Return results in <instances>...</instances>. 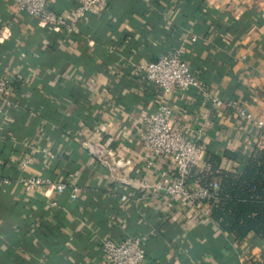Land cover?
<instances>
[{"label":"crops","instance_id":"1","mask_svg":"<svg viewBox=\"0 0 264 264\" xmlns=\"http://www.w3.org/2000/svg\"><path fill=\"white\" fill-rule=\"evenodd\" d=\"M46 3L68 14L76 0ZM177 48L200 83L264 122V0H107L77 33L42 26L0 0V78L9 79L0 102V264H106L103 238L136 235L146 238L144 264H264V238L236 242L182 200L137 187L172 175L170 160H150L138 139L141 117L158 105L170 108L173 127H189L188 137L201 129L199 168L208 152L247 156L264 130L230 110L211 112L200 128L206 109L195 89L162 96L136 71ZM87 142L125 162L118 181ZM30 175L66 190L27 189L18 180Z\"/></svg>","mask_w":264,"mask_h":264},{"label":"built area","instance_id":"2","mask_svg":"<svg viewBox=\"0 0 264 264\" xmlns=\"http://www.w3.org/2000/svg\"><path fill=\"white\" fill-rule=\"evenodd\" d=\"M16 12L24 13L52 30H64L67 33L78 32V21L85 14H98L105 9L107 0H76V5L68 14L56 13L48 8L46 0H9ZM136 71L143 78L156 86L162 96L170 92L195 89L198 94L199 104L206 111L202 114L201 127L209 124L211 112L216 110H230L234 115L247 122L254 130L264 128V122L255 117L238 99H223L214 94L211 88L200 83L192 73L188 64L182 59V50L175 49L171 53L158 55L154 62L137 64ZM9 85V79L0 78V102L3 100L5 88ZM4 105H9L4 101ZM171 110L166 105H158L154 111L143 115L138 126V139L141 148L150 160L157 156H164L172 163V175L164 182L155 183L152 186L144 182H138L137 187L152 188L153 190L174 199H180L185 204L199 210L202 215L209 217V200L213 197L217 184L208 181L203 185L193 184L189 186L186 177L190 170L200 169L202 144L200 143L201 129L196 130L192 138L188 137L189 127L183 123L175 122L173 127L170 119ZM87 153L108 171L109 180L118 181L114 171L125 164L115 151L106 149L102 144L86 143ZM48 154L46 150L41 151ZM30 158L25 160V164ZM27 189L38 186L50 188L55 193L66 190L63 182L48 177L25 176L18 180ZM78 188L71 186L68 189V198L74 200ZM121 200L125 196L120 197ZM54 204L53 201L50 202ZM210 218V217H209ZM144 235H136L115 241L112 238H103L99 250L106 264H144L145 241ZM246 264H260L259 261L251 260Z\"/></svg>","mask_w":264,"mask_h":264},{"label":"trees","instance_id":"3","mask_svg":"<svg viewBox=\"0 0 264 264\" xmlns=\"http://www.w3.org/2000/svg\"><path fill=\"white\" fill-rule=\"evenodd\" d=\"M187 180L216 182L209 217L234 241L264 238V130L247 156L227 149L220 155L208 152L202 168L190 170Z\"/></svg>","mask_w":264,"mask_h":264}]
</instances>
